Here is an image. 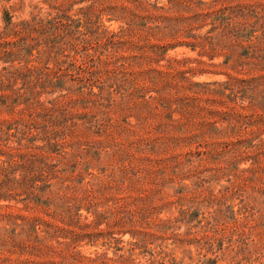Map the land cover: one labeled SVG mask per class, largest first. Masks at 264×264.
I'll return each instance as SVG.
<instances>
[{
  "label": "rangeland",
  "instance_id": "1",
  "mask_svg": "<svg viewBox=\"0 0 264 264\" xmlns=\"http://www.w3.org/2000/svg\"><path fill=\"white\" fill-rule=\"evenodd\" d=\"M65 158L97 235H0V264H264V0H0V188Z\"/></svg>",
  "mask_w": 264,
  "mask_h": 264
},
{
  "label": "trees",
  "instance_id": "2",
  "mask_svg": "<svg viewBox=\"0 0 264 264\" xmlns=\"http://www.w3.org/2000/svg\"><path fill=\"white\" fill-rule=\"evenodd\" d=\"M124 32L112 33L104 31L97 33L99 40H97L96 44L100 55L98 61L94 63L99 66L103 61L102 57L106 56L105 54H109L111 51L119 52L123 45L115 43L114 39H120ZM126 34L131 36V41L129 40L128 43H125V47L131 53L130 56L134 55L130 58L131 63H129L131 68H133L137 65V61H143L142 56L146 53L141 45L145 42L144 40L134 42V37L138 34L135 30H130ZM82 35V41L88 43L87 32ZM20 40L23 43L25 42L23 39ZM100 41H102V45ZM85 61L90 62L88 60ZM133 61L136 62L132 63ZM98 90L101 95L107 90V87L105 88V85L100 83ZM103 96L105 94H102V100L105 99ZM107 102L109 103V100ZM160 106L170 109L172 103L162 99ZM37 164H39L37 168L31 167L30 172H24L20 175L22 177L21 181L14 183V187L18 189H16L15 196L11 197L12 199H8L10 198L8 196L14 190L9 188H0V198L7 200L6 202L16 200V204H23L24 208H28L30 205L40 207L42 208L41 215L30 218L23 217L12 212L11 210L15 208L8 205L5 207L7 209L5 216L0 217V223H3V226L0 227V235H37V231L42 227L43 229L40 232L43 235H66L58 223L67 222L79 231L77 235H90V239H93L97 235V214L94 207L95 194L97 193L95 178L87 181L84 187H80L81 190L77 189L75 182L76 177L79 180L85 178L82 174L75 172V170L80 166H84L87 169L93 165V161L88 160V158H82L80 161L65 158L49 163L38 160ZM23 165L21 168H24ZM77 183L79 184V181ZM83 209L85 210V215L81 214ZM83 260L82 264H94L96 262V258L83 257Z\"/></svg>",
  "mask_w": 264,
  "mask_h": 264
}]
</instances>
